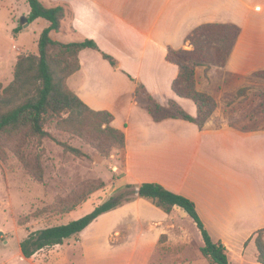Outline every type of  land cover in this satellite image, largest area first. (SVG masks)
Instances as JSON below:
<instances>
[{"label": "crops", "instance_id": "1", "mask_svg": "<svg viewBox=\"0 0 264 264\" xmlns=\"http://www.w3.org/2000/svg\"><path fill=\"white\" fill-rule=\"evenodd\" d=\"M42 1L68 9L62 28L52 33L54 38H92L119 62L114 67L98 50L84 48L79 55L81 69L68 78L82 100L96 110H110L113 125L126 132L125 168L115 190L143 182L163 184L194 201L213 241L226 246L230 262L232 248H237V264H262L256 237L264 231V90L259 89L262 80L256 73L264 70V0ZM205 23L241 27L224 66L195 68L198 90L211 94L217 108L204 127L180 117L156 121L135 101L141 83L152 96L175 100L197 116L196 103L172 89L179 66L167 54L170 49H194L187 37ZM100 98L118 104L127 101L125 118L120 120L116 108L99 103ZM133 114L138 115L136 121ZM176 215L186 216L179 206L168 214L139 196L101 214L78 235L85 264H147L163 234L168 241L175 238ZM108 218L113 226L108 243L123 242L113 252L97 247L98 238L87 237L91 228ZM181 232L184 240L185 229ZM115 234L119 243H112Z\"/></svg>", "mask_w": 264, "mask_h": 264}, {"label": "trees", "instance_id": "2", "mask_svg": "<svg viewBox=\"0 0 264 264\" xmlns=\"http://www.w3.org/2000/svg\"><path fill=\"white\" fill-rule=\"evenodd\" d=\"M27 1L31 7L28 21L32 23L38 18H44L49 21V25L40 34L38 51L18 56L14 80L7 86L0 83V146L11 145L26 170L38 181L44 182L43 152L39 150V145L45 139L55 138L47 129L48 125L55 122L53 126L58 131L84 140L104 157L110 156L114 149L124 151L127 137L125 130L113 125L115 116L111 111L90 107L68 84V78L81 69L79 55L84 48L98 50L114 67L119 64L116 57L101 49L92 38L73 41L54 38L52 33L62 28L68 9L63 4L47 6L42 0ZM19 30L20 27H17L16 32ZM240 33L241 27L237 24L205 23L196 27L187 37L194 49L169 50L167 59L179 66L172 89L180 97L192 99L196 103L197 116L189 114L172 99L162 106L142 83L136 87L135 100L144 105L156 121L166 117H180L204 127L215 112L217 101L211 94L198 90L195 68L202 64L224 66ZM202 38L216 40L220 46H214L213 51L211 46L200 44ZM258 74L264 75V70ZM104 124L106 127H103ZM34 142L38 147L30 149ZM60 143L65 151L75 157L91 158L80 147L67 142ZM106 185L101 178L85 180L47 208L62 214L69 213ZM130 188H134V192H130ZM137 196L152 201L168 214L173 212L175 206L181 207L202 233L204 245L200 249L203 255L210 258L212 264H231L226 246L213 241L198 215L194 201L158 182L127 184L124 190L111 195L78 219L30 232L20 243L23 256L31 258L44 248L64 244L67 239L80 235L101 214ZM163 237L167 238V235L163 234L161 239ZM256 245L258 261L264 264V239L260 232Z\"/></svg>", "mask_w": 264, "mask_h": 264}, {"label": "rangeland", "instance_id": "3", "mask_svg": "<svg viewBox=\"0 0 264 264\" xmlns=\"http://www.w3.org/2000/svg\"><path fill=\"white\" fill-rule=\"evenodd\" d=\"M30 10L27 0H0V83L3 86L14 80L18 56L38 51L39 37L47 21L40 19L25 26L23 19L28 17ZM17 27H20L18 32ZM199 42L203 46H211L213 51L214 46H220L216 40L202 38ZM256 77L262 80L263 85L260 84L262 86L259 85V89L264 90V75L256 73ZM256 85L258 84L255 82L254 86ZM104 92L105 89H101V93ZM153 97L162 106L168 103L163 97ZM118 102H110L109 98L99 99V103L114 106L119 119L122 120L125 118V110H128V103ZM137 118L138 115L133 114L132 119L136 121ZM53 125H48L47 129L55 138L45 139L39 145V150L43 152L44 182L38 181L26 170L11 145L0 146V231H3L0 240V264H85L79 236L67 239L61 247L40 250L31 258L23 256L20 243L32 231L66 224L92 211L94 206L109 198L110 192L115 190L116 180L124 173L123 150L114 149L110 156L104 157L89 143L69 133H61ZM103 127H106V124ZM60 142L80 147L90 154L91 158L75 157L65 151ZM37 147L34 142L30 149ZM96 178L103 179L106 187L91 194L89 199L75 210L62 214L47 208L58 198L66 196L79 183ZM125 186L116 189L114 194L124 190ZM129 191L134 192V188ZM37 211L39 212L35 214ZM183 211L186 216L174 217L176 227L172 233L175 238L168 241L163 237L147 264H212L210 258L201 252L200 248L204 245L201 231L189 214ZM181 228L185 229L184 240L180 238L184 235ZM112 229L111 220L108 218L91 228L87 237L89 240L98 238L95 243L97 247L113 252L122 246L123 242L119 243L121 239L115 234L112 243L119 244L108 243L107 238L112 234ZM260 233L264 239V231ZM232 251L231 262L237 264L238 249L232 248ZM64 254L66 258L63 257Z\"/></svg>", "mask_w": 264, "mask_h": 264}, {"label": "water", "instance_id": "4", "mask_svg": "<svg viewBox=\"0 0 264 264\" xmlns=\"http://www.w3.org/2000/svg\"><path fill=\"white\" fill-rule=\"evenodd\" d=\"M23 21L26 22L25 26L29 25L30 22L28 21V18H24ZM3 234V231H0V240H1V235Z\"/></svg>", "mask_w": 264, "mask_h": 264}]
</instances>
